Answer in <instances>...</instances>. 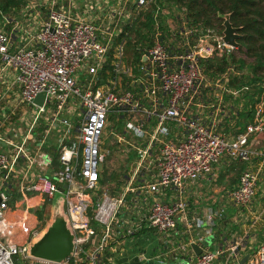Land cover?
<instances>
[{
  "label": "built area",
  "instance_id": "obj_1",
  "mask_svg": "<svg viewBox=\"0 0 264 264\" xmlns=\"http://www.w3.org/2000/svg\"><path fill=\"white\" fill-rule=\"evenodd\" d=\"M50 1L29 2L18 15L20 21L5 17L0 21V68L9 71L13 91L0 98V104L7 95L13 100L0 124L9 122L23 105L31 109L25 115L28 124L23 133L12 131L8 138L0 133V143L8 148L0 152V264H14L17 257L29 264H50L28 258L25 245L11 240L14 227L22 226L24 220L10 224L6 212L12 194L21 197L26 210L49 211L63 185L75 250L59 264H103L102 253L113 239L109 238L113 228L117 226L126 235L139 228L129 218L120 222L119 216L128 195L135 191V181L153 169L155 180L146 187L152 196L146 228L175 237L184 234L178 230L180 222L200 229V218L187 221V186L213 180L212 169L223 158L249 163L255 155L252 138L264 134V94L254 106L253 122L243 130L225 134L217 129L220 117H227L226 96L242 99L249 86H228L233 68L210 80L214 83L210 85L201 61L228 57L237 49L226 45L222 33L214 29L187 27L183 20L175 26L168 8L157 5L156 0H125L116 18L127 11L131 22L110 28L98 26L86 13L55 8ZM153 4L150 43L140 47L139 61L134 63L124 49L132 27ZM38 8L45 19L33 22L31 11ZM159 15L167 17L164 24L172 35V47L162 41ZM8 25L12 27L7 29ZM208 86L213 89L209 91ZM212 90H219L215 99ZM39 94L43 95L41 105L33 103ZM208 109L216 114V120L209 123ZM109 116L120 124L117 132L110 133L113 147H122L125 157L135 153L118 196L109 195L99 185V165L108 155L101 137ZM51 146L56 163L46 155ZM260 156L264 160V152ZM258 177L257 171H241L230 193L235 206L245 208L251 203ZM164 190L172 191L174 200L164 201ZM219 215H207L206 222L212 224ZM93 225L102 228L101 238H92ZM2 238L8 240L3 243ZM191 244L198 245L201 253L181 259V264H215L225 252L208 248L204 237L177 244V252ZM238 246L240 242L226 249L236 264ZM173 251L170 248L171 254ZM245 264H264V238Z\"/></svg>",
  "mask_w": 264,
  "mask_h": 264
},
{
  "label": "crops",
  "instance_id": "obj_2",
  "mask_svg": "<svg viewBox=\"0 0 264 264\" xmlns=\"http://www.w3.org/2000/svg\"><path fill=\"white\" fill-rule=\"evenodd\" d=\"M124 1L125 0H51L50 3H54L55 8L63 9L71 13H86L84 16H87L91 21L96 22L98 26L110 28L114 24L116 25V23L125 26L131 22L132 17L129 19L127 11L121 19L116 18L115 13L124 5ZM16 19L18 20L19 16ZM30 19L33 22H40L45 19V15L41 9L38 8L31 11ZM20 20L21 19H19V21ZM11 27L12 25L6 26L7 29H10ZM10 86L11 75L9 71L2 72L0 68V98L4 93H8L9 95L13 94ZM211 89L213 88H210V90ZM210 93L214 98L216 93H219V90H212ZM7 96L1 99L0 121L2 120L3 115L8 114V109L13 102L12 98ZM208 99L211 100V98ZM236 99L237 98L233 99L226 96L224 107L226 109V114H224L227 117H220L219 121H217V125L223 124V128L224 126H229V129H234L233 126L235 122L232 118L237 115L238 110L241 111L244 107L242 106V101H240V104H238L237 107L233 105V102ZM21 112L18 109L16 116H14L9 122L0 124V133L4 136L6 135V138H8L7 136L10 135L12 131L23 133L26 130L28 117H25L26 113ZM215 115L216 114L213 110L208 109V123L216 120ZM217 129L220 131L223 130L221 126L217 127ZM222 132L226 134L225 131ZM227 133L232 134L234 132L229 131ZM16 140H18V137ZM7 149L8 148L5 144L0 143V152H5ZM251 149L255 152V155L249 163L231 162L226 158H223L214 165L212 169L213 180L208 181L203 179L187 186L185 191V197L188 203V210L186 212L187 221L192 217H197L200 218L203 223L202 227L197 229L191 223L187 224L186 222H180L178 230L184 232L182 236L175 237L169 234L164 235L155 230L146 228L144 220L146 219L149 213V208L152 204V196L146 191V187L148 184L154 182L155 179L153 178V175L155 174V170L153 169V171L143 174L135 181V191L128 195L127 203L119 216L120 222L129 218L132 219V223H136L134 226H139V228L133 234L126 235L121 229L115 226L112 235L109 237L113 239L107 243V246L102 253L103 264H154V262L181 264L183 258H190L194 251L191 244L184 252H177V244H189L191 240L196 237L208 238V248L212 250L223 249V252L225 251L220 257H218L215 264H236L235 258L229 257L228 250L226 249L230 248L232 244L239 242L240 246H238L237 250L238 264H241V261L245 256H248V260L264 238V160L263 157L260 156V154L264 152V134H259L252 138ZM46 155L50 156L56 163L57 154L53 146L46 151ZM126 160L128 161L127 158ZM235 164L239 165V172L236 176L231 175L232 179L230 181L223 182V177H225V179L228 178L229 170L232 169ZM246 168L258 172V184L251 203L245 208H240L234 205L230 193L235 189L241 171ZM100 172V187L106 189L109 195L118 196L123 190V179L127 170L122 173L120 180L116 184L115 182H112L116 181L114 177L115 174L111 173L107 176V172H104V167H102ZM112 176L114 179H111ZM0 190H2L1 185ZM11 197L12 201L6 212L8 222L14 224L18 219H21V215L24 220L22 226L14 227L11 240L15 244L26 245L33 236V233L39 232L45 225V209L41 208L33 212L26 210V212H24L23 206H21V197L18 194H12ZM161 198L164 201L174 200L175 195L170 190H164L161 194ZM18 204L19 206L16 207ZM38 211L42 212V223L44 224H42V227L39 230L30 231L27 226L31 228V226L35 224L34 216ZM212 213L220 215L214 217L212 224H210L206 222V216ZM25 224L26 228L24 227ZM93 230L95 234L92 238H101L102 228L93 225ZM16 231H20L17 236L14 235V232ZM132 245H134L137 250V252L133 254H131L133 251L130 247ZM170 248L174 250L172 254ZM106 251L110 254V256L107 254L109 257L105 255ZM17 258L21 260L22 263L29 264L22 258ZM34 264L39 263L37 262Z\"/></svg>",
  "mask_w": 264,
  "mask_h": 264
},
{
  "label": "trees",
  "instance_id": "obj_3",
  "mask_svg": "<svg viewBox=\"0 0 264 264\" xmlns=\"http://www.w3.org/2000/svg\"><path fill=\"white\" fill-rule=\"evenodd\" d=\"M32 1L36 0H0V21L3 20V17L17 18L20 11ZM156 4L168 8L175 24L177 22L175 26H180V22L183 20L187 27L214 29L217 26L222 30L223 21L219 16L228 14L230 23L235 28H239L241 37L238 39V43L240 46L236 51L242 52L254 60L252 76L242 73L245 63L233 54L228 57L202 60L201 67L209 80L213 81L228 68H233L235 73L231 75L228 86L233 88L249 86L248 92L241 96L243 110H238L237 115L232 118L235 122L234 129H229V126L223 128V124L220 125L226 133L229 131L238 133L243 130L247 124L253 122L254 106L264 94V0H156ZM154 12L155 5L153 4L132 27L131 36L124 51L134 63L139 61L140 47L148 46L150 43ZM157 17L162 25V41L165 45L172 47V35L167 25L164 24L167 17L161 15ZM240 101V98L234 100L233 105L237 107ZM111 179H114L113 176ZM34 221L35 224L31 228L27 226L30 231H36L42 227L43 215L41 211L36 212ZM24 227L26 228V224ZM24 245L19 244L18 246ZM14 264L24 263L16 258Z\"/></svg>",
  "mask_w": 264,
  "mask_h": 264
},
{
  "label": "water",
  "instance_id": "obj_4",
  "mask_svg": "<svg viewBox=\"0 0 264 264\" xmlns=\"http://www.w3.org/2000/svg\"><path fill=\"white\" fill-rule=\"evenodd\" d=\"M222 19V41L232 47L238 49L240 44L238 39L241 37L239 28H235L230 23L228 14L220 15ZM43 95L39 94L33 100L34 104L41 105ZM102 164L99 165V171L102 170ZM65 192L66 185L59 187L50 205V216L43 228L33 235L25 245L26 256L32 260L41 261L50 264H59L73 256L75 250L74 234L70 227L69 219L65 213ZM8 238H2L5 243ZM194 253L198 256L201 249L196 245H191ZM245 256L241 264L247 260ZM154 264H168L163 262H154Z\"/></svg>",
  "mask_w": 264,
  "mask_h": 264
},
{
  "label": "rangeland",
  "instance_id": "obj_5",
  "mask_svg": "<svg viewBox=\"0 0 264 264\" xmlns=\"http://www.w3.org/2000/svg\"><path fill=\"white\" fill-rule=\"evenodd\" d=\"M214 30L217 33H222L223 29L220 30L219 27L215 26ZM233 55L237 59H241L244 61L245 66H244V69L242 70V73L247 74L248 76H252V67L254 64V60L245 56L242 52H239V51H234ZM208 81H209L208 83L213 86L214 83L212 81H210L209 78H208ZM208 90H210L209 86H208ZM19 110H20V112L24 111L21 113H26V114L31 113V109L25 105L21 106L19 108ZM119 127H120L119 122H117L113 117L109 116V118L107 120V126L104 129V134L101 137L102 146L105 150V154H106V152L108 153V155L105 158V162L103 163L104 172H107V176H109V174H111V173L116 175V177H115L116 181H112V182H115V184L120 180L122 173L127 169L129 163L133 162V159H135V153H130L129 155L126 156V157H128V161H127L124 153L121 151L122 147H119V146L113 147V145H112L113 138L110 137V133L111 132H117L119 130ZM239 170H240L239 165H237V164L233 165V168L229 170L230 172L228 173V178L225 179V177H223V182L224 181H230L232 179L231 175L236 176V174L239 172ZM20 210H22V209H20ZM29 210H30V212H33V211L39 210V208H37V209L31 208ZM23 211L26 212L25 207H23ZM44 213H45L44 223H46L49 219L50 211L45 210ZM21 218H23L22 215H21ZM14 235L15 236L19 235V232L18 231L14 232ZM130 247L132 248V251H133L131 254L137 252L134 245H132ZM107 254L108 253L106 251L105 255L110 256V254H108V255ZM129 255H130V250H129Z\"/></svg>",
  "mask_w": 264,
  "mask_h": 264
}]
</instances>
